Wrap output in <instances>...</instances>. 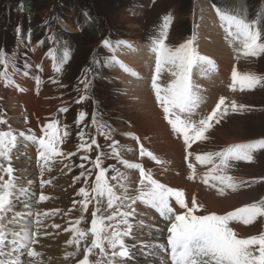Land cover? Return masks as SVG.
<instances>
[{
	"label": "rangeland",
	"instance_id": "1",
	"mask_svg": "<svg viewBox=\"0 0 264 264\" xmlns=\"http://www.w3.org/2000/svg\"><path fill=\"white\" fill-rule=\"evenodd\" d=\"M24 1L0 0V51H4L8 57L7 71L14 81L13 84H6L0 80V118L7 121L6 124H0V131H7L10 127L17 135L16 147L11 153V164L15 169L13 176L20 182L19 189H26L25 194L29 193L32 197L21 200H15V198L12 202L16 205L5 214L3 224L10 235L12 232L21 231V228L28 224V221L24 219H17L18 210L32 208L36 214L40 213L41 215L36 218L41 220V224L37 225L35 221L31 224L30 230L33 233H39L36 236L38 243L33 247L42 253L40 259L43 264L58 262L56 256L52 255L53 252L49 251L57 250L56 244L61 241L72 239L75 233L69 229L76 227L90 229L92 213L98 206L99 214L104 216L114 211L127 212L134 209V215L129 217V222L132 224V236L140 233L141 227L134 230V227L138 228L140 223L145 228L142 230L144 233L147 228H152V225L161 222L159 213L142 202L132 204L129 208L131 200H124L118 202L115 208L108 209L107 198L103 197L100 198L101 203L97 205L96 199L93 198L96 193L92 189L99 172V169L94 167V161L98 156L103 162L101 166L106 169L109 183L116 186L115 190L118 194H122V190L118 187L117 181L111 179L116 175L114 168L129 177L127 181L129 196H135L139 188V171L127 169L120 162L123 159L142 164L146 170L151 171L155 179L167 186L183 188L182 190L187 191L186 198L189 205L192 197L203 205V209L197 214H208L206 211L210 212L209 202L217 204L216 198L225 201L222 203L224 204L222 209L218 208L216 212L218 215H224L227 209L234 211L236 207L241 208L264 200V150L255 153L254 162L231 163L227 174L245 183L236 191L227 189L223 195L218 191L217 181L209 179V183H203L201 187L205 174L213 165L200 164L195 160L196 154L219 152L231 145L230 143H247L264 139V85L245 91H233L231 88V76L234 69L241 73L252 72L264 76V54L257 57L241 55L238 58L239 44L227 37L216 12L217 7L233 10L243 7L247 11L248 19H256L258 13L264 12V0H216L217 2L212 0H31L30 3L23 4ZM168 14L173 16V20L165 43L175 48L195 34L194 46L199 53L215 62V69L208 65L194 68L195 72L192 75L197 77L195 84L199 86L202 97L201 106H206L202 115L196 113V118L192 119L198 121L209 115L221 97L226 98V104L235 100L238 104L247 106L244 111L229 112L219 124H214L206 133L208 137L206 140L196 141L191 148L187 149L184 144L182 158L172 156V151L167 150L163 138L158 136L159 141L155 140L158 127L160 135L164 134L165 138L168 137V133L169 135L171 133L168 128L165 131V126L162 125V122L168 123V120L162 119L161 114L163 116L165 114L152 88V79L155 75L153 62L155 63L156 57L150 51L151 38L159 34L163 18ZM18 28L19 32H17ZM262 31H264V24H262ZM105 39L113 43L126 41L134 47L132 49L125 47L127 50H124L122 46L113 53L103 45ZM137 47L142 49L136 54L137 56L132 57H137L138 60L147 53L150 55V64L147 67L150 65L151 68L148 74L143 65L140 67L144 69L140 72L147 74L146 76L140 74L138 70H136L139 72L138 75H132L119 66L108 63L112 55L118 58L117 54H122L125 57L130 50L131 56L133 49ZM50 50H55L58 60L65 50L69 52V59L60 73L55 71L57 61H53L47 55ZM45 57L49 60L46 63ZM47 64L50 65L46 66ZM4 70V67L0 66V72ZM133 71L136 73L135 70ZM25 72L27 75H24ZM162 76L163 79L160 82L162 86L173 79L166 70L162 72ZM36 77L40 78L39 85L36 83ZM132 77L139 79L136 89L130 84L129 79ZM25 78L30 81H26ZM20 79L30 85L28 93L33 94V98H30L34 101L32 107L20 100L21 95L25 94L21 93L18 86ZM85 84H89L87 89ZM22 89L27 90V86L26 89L25 87ZM208 96L211 98L208 99ZM81 97L87 98L81 100ZM30 99L29 102H31ZM40 101L45 103L42 110L38 109ZM146 104L152 107L147 108ZM34 106L39 117L45 119L46 115L49 123L58 120L60 127L63 129L66 126L68 132L67 136H63V143L60 145L64 155L53 157L48 166H44L33 141L26 139L33 134L38 138L44 134L36 124ZM62 108H67L68 111H60ZM81 112L86 113L83 121H80ZM94 120L97 123H93ZM20 133H24L25 136H19ZM81 133L84 134L83 140ZM139 135L141 140L133 139V136L139 137ZM172 135L175 139L176 134ZM149 137L151 144H147ZM93 140L96 144L92 145L91 151H85L79 147L81 143L91 144ZM113 141L119 142V158L113 155L110 147ZM141 141L149 145L147 147L149 151L153 152V147H157L155 150L170 158L157 155L163 161L162 164H158L147 156L141 157L139 154L140 144H143ZM36 145L39 144L36 143ZM188 152L194 155L188 157ZM101 153L104 155L101 156ZM84 156L88 159H83ZM27 160L31 162L30 167L34 166L36 169V171L31 169V173L37 175L35 184L32 181L28 182L31 177L28 178V174L20 168ZM189 163L196 165L194 179H189L192 174V170L188 167ZM0 164L7 167L8 161L0 158ZM0 176H3L5 180L9 179L2 171ZM42 180L51 183L42 184ZM214 183L218 187H212ZM81 188L86 189L90 194L91 202L86 212L82 210L81 202L84 197L80 194ZM41 194L49 199L41 201L39 199ZM225 207L228 208L225 209ZM44 213L49 215L45 216ZM81 217L83 221L77 224ZM120 219L121 217L117 214L116 220L106 223L114 227ZM58 222L61 224H57ZM42 224L45 228H41ZM53 225H59V227ZM235 225L246 235L249 234L248 237L264 233V217L258 218L253 224L245 227L242 223H232L230 226L236 231ZM124 227L123 224L120 225L121 229ZM167 235L168 233L162 234V239H165ZM246 235L242 238H247ZM65 236L68 238L66 239ZM92 239L93 237L89 234L82 240L79 254L68 257L64 264H77L84 254V248L91 245ZM135 239L140 241L137 249L141 250L133 255L113 258L110 254L111 249H108V255L94 249L91 259L100 260L102 264H107L108 260H113V264H136L131 259L132 256L136 255L139 260H143L144 258H140V255L146 257L147 250L143 245L151 238L144 236V238L135 237ZM127 243L129 249L133 248L128 241ZM105 247L107 248V245ZM15 248L16 251L12 252L13 248H5V252H11V255H7L4 260L11 257L21 260L22 264H34V258L27 255L26 249ZM76 249V245H73L68 252L65 251V256L66 253L76 252Z\"/></svg>",
	"mask_w": 264,
	"mask_h": 264
},
{
	"label": "snow or ice",
	"instance_id": "2",
	"mask_svg": "<svg viewBox=\"0 0 264 264\" xmlns=\"http://www.w3.org/2000/svg\"><path fill=\"white\" fill-rule=\"evenodd\" d=\"M217 15L224 27L227 37H230L234 43H238L237 56L257 57L264 54V12L257 14L256 19H248L247 11L241 7L239 10L230 8H216ZM173 20L171 14L163 18V25L157 36L151 38L150 51L155 54V75L152 79V88L155 91V97L160 107L163 109L165 118L171 125L173 131L178 135H182L186 148H191L196 141L206 140V133L214 126L219 124L229 112H240L247 109L246 105L238 104L232 100L226 104V98L221 97L216 104L215 109L207 116L200 118L198 121L192 119L196 114V110L202 103V97L199 92V86L192 79L193 69L204 65L211 66L215 69V62L209 57L202 56L195 45L196 36L185 43L173 48L165 43L167 39L168 29ZM20 29H17L19 32ZM41 43H43L41 41ZM103 45L115 53L120 47L132 49L134 46L126 41H117L113 43L109 39L103 41ZM53 61H57L55 71L62 72L64 64L69 59V52L64 51L63 56L58 60L55 50H50L47 54ZM109 64L119 66L123 71L129 72L132 75H138L116 55H112ZM9 60L4 51H0V66L4 67V71L0 72V80L6 84H13L11 76L7 69ZM168 71L173 79L170 83L162 86L159 83L163 71ZM27 75V72L24 73ZM231 88L233 91L252 90L258 85H264V76H259L252 72H239L233 70L231 76ZM54 83L57 81H53ZM84 81H82L83 83ZM36 83H41L40 78L36 77ZM89 84H85L87 89ZM24 91V89H20ZM87 97H81V100ZM79 102V101H78ZM60 111L67 112V108H62ZM86 113H80V121H83ZM183 117V118H182ZM7 121L0 118V124H6ZM97 123V121H93ZM43 136L36 137L34 134L27 136L26 139L37 142L41 149L39 155L44 162V166H48L49 161L53 157L64 155L60 150V145L63 143V136H67L66 126L62 129L60 122L54 120L43 129ZM19 136L24 137V133ZM84 134L81 133L83 140ZM110 138V136H109ZM133 139L139 140V137L133 136ZM17 135L10 129L0 131V158L8 161L7 167L0 164V171L4 172L9 179L5 180L0 176V257L11 255V252H4V245L9 235L5 231L3 220L5 214L11 210L12 197L16 188L15 178L13 173L15 169L12 167L11 153L16 147ZM96 144L93 140L91 144L81 143L80 148L85 151H91L92 145ZM118 141H113L110 145L113 155L120 157ZM99 147V145H97ZM264 150V139L254 140L247 143L231 144L219 152H208L204 154H196L195 160L200 164H211L213 167L205 174L203 182L209 183V179L217 181V184H212V187H218L221 195L225 194L227 189L236 191L244 181L237 180L235 177L228 175L227 170L231 167L232 162H254L255 153ZM139 154L141 157L147 156L162 164L163 161L153 152L149 151L140 144ZM72 155V154H68ZM104 154L101 153V156ZM194 154L188 152L187 156L192 157ZM88 159L87 156L82 157ZM120 162L127 169H136L139 171V188L135 196H129V188L127 181L129 177L118 169H113L116 172L112 176V180H116L118 187L122 190V194H118L116 186L109 183V178L106 174V169L102 167L100 156L94 161V167L99 169L95 177V186L92 189L96 193L93 197L96 199L97 205L101 203L103 197L107 198V208L113 209L118 202L131 200L128 205L131 208L132 204L142 202L146 206L156 210L159 215L169 222L167 227V247L164 249L169 253L171 264H264V233L254 235L247 238H242L231 227L232 223H242L243 225H251L258 218L264 217V200L245 205L237 208L234 211L224 215L216 213L197 214L203 205L197 202L195 197H192L190 205L186 198L185 192L182 189L169 187L153 177L151 171L146 170L140 163H132L121 159ZM83 167V165H81ZM188 167L192 170L189 179H194L196 174V165L189 163ZM83 175V173L81 174ZM79 179V178H77ZM123 181V182H121ZM255 182V181H253ZM42 184L51 183L50 181H41ZM21 192L26 189L21 188ZM80 194L84 197L82 210L87 211L88 205L91 202L89 192L81 188ZM39 199L45 201L49 197L41 194ZM173 204L178 205L182 211H177ZM58 211V210H57ZM135 210L131 211H114L110 215H100V207L92 213L91 227L88 230L76 227L69 229L75 234L72 239L68 240L69 245H76L77 252H69L68 257L79 254L81 241L89 234L93 237L91 245L84 248V254L78 264H102L100 260L91 259L93 250L98 249L101 254L108 255V249H111V257H128L129 246L125 242L126 237L132 235V224L129 222V217L134 215ZM117 214L121 217L118 223L113 227L106 223L107 221L116 220ZM41 214L37 213L39 217ZM47 216L49 213H44ZM83 221V217L77 221V224ZM36 224H40V220H36ZM123 224L125 227L120 228ZM59 227V225H54ZM39 233H33L27 226L19 232H12L13 239L11 245L18 246L20 249H26L27 255L34 258V264H43L40 259L42 253L38 252L33 245L38 243L36 236ZM107 245V248L105 247ZM146 248L160 247L159 245L145 244ZM12 251H16L14 247ZM23 254V253H21ZM0 264H22L19 259H0ZM107 264H113V260H108Z\"/></svg>",
	"mask_w": 264,
	"mask_h": 264
},
{
	"label": "bare ground",
	"instance_id": "3",
	"mask_svg": "<svg viewBox=\"0 0 264 264\" xmlns=\"http://www.w3.org/2000/svg\"><path fill=\"white\" fill-rule=\"evenodd\" d=\"M123 49L124 50H127L125 47H123ZM141 49H142V47H137V48H134L133 49V52L131 53V56H130V50H128L127 51V55L125 56V57H123V55L122 54H117L118 55V59L119 60H122L123 62H125L127 65H129L128 67L130 68V69H132V70H138L139 72L142 70V71H144V69H145V71L147 72V74H148V70H149V68H151L150 67V65L147 67V65L148 64H150L149 63V57H150V55L147 53V54H145V55H143V56H141V58L139 57V59L137 60L136 58L137 57H132V56H137L136 54L137 53H140V51H141ZM153 55V54H152ZM207 55V54H206ZM47 61H49V60H47V58L45 57L44 58V62L46 63ZM156 61V60H155ZM155 63L153 62V65H154ZM50 64H47L46 66H49ZM143 65V67H144V69H142V68H140L141 66ZM47 71H48V69H47ZM138 71H136V73L137 74H139V72ZM193 72H195V70L193 69ZM142 73V75L143 76H146L147 74H145V73H143V72H140V74ZM150 74V73H149ZM151 75V74H150ZM162 75V74H161ZM195 78H197L196 77V75H192V79H193V81H194V83H195ZM24 79V78H23ZM26 79V78H25ZM162 79H163V76L160 78V80H159V83L162 81ZM27 80H29V79H26V81ZM130 80V84H131V86H133V88L134 89H136L137 88V86L138 85H136L137 83H138V81H139V79H137V78H135V77H132V78H130L129 79ZM26 81H22L21 79H20V83L18 82V86L20 87V89L22 88V87H25V89H26V86H27V90H25V91H21V93L23 94V93H25L24 94V96L23 95H21V97H20V100L21 101H23L24 103H28L27 105H29V106H33V104H32V102H34L33 100H31L32 98H33V94L32 95H30L29 93H28V91H29V88H30V85L29 84H26ZM30 81V80H29ZM141 81V80H140ZM20 84H21V86H20ZM31 84V83H30ZM161 84V83H160ZM207 86H208V84H207ZM31 87H32V85H31ZM204 87H206V86H204ZM148 88H149V86H148ZM201 88V87H200ZM210 89V88H209ZM13 92V91H12ZM28 93V95L27 96H25L26 94ZM152 96V95H151ZM204 98H206V94H204ZM32 97V98H31ZM153 97V96H152ZM31 98V99H30ZM154 98V97H153ZM209 98H211V97H209L208 96V99ZM29 99L31 100V102H29ZM155 99V98H154ZM153 99V100H154ZM205 101H206V103H208V101L206 100V99H204ZM203 100V101H204ZM44 102L43 101H40L39 102V104H38V109H40V110H42V109H44ZM155 104V103H154ZM215 104V103H214ZM214 104L212 105L213 107H214ZM148 106L149 107H152V106H150V105H148V104H146V107L148 108ZM206 106V105H205ZM205 106L203 107V106H201V104H200V107L196 110V113H200L201 115L205 112ZM33 109H34V111H35V106L33 107ZM212 110H213V108H212ZM36 112H37V110L35 111V114H36ZM41 113H45V111H40ZM161 117H162V119H164V120H167L166 118H165V116H163L162 114H161ZM36 118H37V122H36V124H37V126H38V128L43 132V129L44 128H46V126L49 124V120H47V116L45 115V119L44 118H41V117H39L37 114H36ZM193 119L194 118H196V116L194 115L193 117H192ZM163 121V120H162ZM167 122V121H166ZM166 124H168V125H166ZM162 125L163 126H165V131H166V128H168V130L171 132L170 133V135H169V133H168V137H164L163 135L161 136L160 135V128L158 127V128H156V134H155V140L156 141H159L157 138H158V136H160L161 138H163V141L165 142V145H166V147L168 148L167 150H169V151H172V156L173 157H175V158H182L183 157V155H184V152H183V150L185 149V147H184V141H183V137H182V135H178L177 133H175V132H172L173 131V129H172V127H171V125L169 124V123H165V122H162ZM163 128H161V130H162ZM172 130V131H171ZM172 134H176V136H175V139H174V137H173V135ZM139 137H140V135H139ZM140 140H141V137L139 138ZM149 140H150V137L147 139V144H151L150 142H149ZM142 143H143V141H141ZM36 143L37 142H33V145H35L34 147H35V149L38 151V152H40L41 151V149H40V147H39V145L37 146L36 145ZM147 144H144L143 143V145H144V147L146 148V149H148L147 147L149 146V145H147ZM161 144H162V142H161ZM160 144V145H161ZM230 144H234V143H230ZM155 148H157V147H153V152H154V154L157 156V155H159V156H161V157H165V158H170V157H168L167 155H165V154H161V153H159L157 150H155ZM187 149V148H186ZM148 150H150V149H148ZM152 151V150H151ZM164 151V150H163ZM165 155V156H164ZM149 161V160H148ZM147 161V162H148ZM25 164V165H24ZM24 164H23V166H21L20 168H22L21 170L24 172V173H26V174H28V178H30L29 179V181L28 182H30L31 183V181L35 184V182L37 181L36 180V178H37V175L36 174H32L31 173V171L32 170H35L36 171V169L34 168V166H32V167H30V165H31V162H30V160H27V161H25L24 162ZM33 164V163H32ZM24 167H26L25 168V170H23V168ZM32 169V170H31ZM15 183H16V188L13 190L14 191V195H13V197H12V201L15 199V200H21V199H31V197H32V195H30L29 193H27V194H25V192H21L20 191V189H19V185H20V182L19 181H17V180H15ZM204 182H203V180H202V182H201V187H202V184H203ZM176 189H178V188H176ZM181 189H183V188H181ZM185 192V195H187L186 194V192L187 191H184ZM192 196V195H191ZM191 196L189 197V196H187L189 199L191 198ZM18 198V199H17ZM209 202V201H208ZM216 202H217V204H213V202L212 201H210L209 202V205H208V209H209V211L210 212H208V211H206V213H216L219 209H222V206H224V204H222L223 202H225V201H221L220 199L218 200V198H216ZM16 204H15V202H12V205H11V208H12V206H15ZM176 206V210H178V211H182L181 209H179V206L178 205H175ZM219 208V209H218ZM226 208H228V207H225V209ZM236 208H238V207H236ZM224 209V210H225ZM229 211H231V210H229V209H227L225 212L227 213V212H229ZM18 214L19 215H16L17 216V219H24V220H26V221H28V224H26L25 226H27L29 229H31V224H33L38 218H36V213H35V210L34 209H32V208H29V209H26V210H18ZM21 213L23 214V215H21ZM226 213H224V214H226ZM61 215V214H60ZM43 217H45V216H43ZM60 217V216H59ZM159 217H160V219H161V222L159 223V224H155V225H152V228H147V230H146V232H144V233H142V230H145V228L143 227V225L140 223V225L138 224V228L137 227H134V230H138L139 229V227H141V230H140V233H136L134 236H130V237H128L126 240L129 242V245L130 246H133V248H131V249H129V256L130 255H133V254H135V253H137L139 250H141V249H137V247H138V245H140L139 243H140V241H138V240H136L135 239V237H140V238H144V236H148V237H150L151 239L150 240H146L145 241V243L147 244V243H149V244H151V245H159L160 247H151V248H147V250H146V257H144V255L143 256H141L140 255V258H144L143 260H139L137 257H136V255H134V256H132V260L134 261V262H136V264H171V261H170V256H169V253L168 252H166L164 249L167 247V237H165V239H162V234H164V233H167V227H168V225H169V222L168 221H166V220H164L160 215H159ZM62 218H64V217H62ZM45 219V218H44ZM61 220V219H60ZM18 222V221H17ZM40 222H41V220H40ZM235 223V222H234ZM41 224V223H40ZM57 224H61L60 222H58ZM11 226H13L14 227V225H11ZM47 226V225H46ZM54 226V225H53ZM74 226V225H73ZM236 227H237V232L240 234V236L241 237H243V235H246L244 232H243V230L241 231L239 228H238V226L237 225H235ZM234 226V227H235ZM245 226H247V225H243V227H245ZM248 226H250V225H248ZM5 228H7V227H5ZM41 228H45V225L43 226V224H42V227ZM23 228H21V230H22ZM250 229V228H249ZM5 231L7 232V229H5ZM10 233V232H9ZM71 235V234H70ZM144 235V236H143ZM9 236V238H7L6 239V241H5V245H4V252H5V248H7V249H12V248H14V247H18V246H13V245H11V243H10V241L13 239V237L11 236V234L10 235H8ZM247 237L249 236V234L248 235H246ZM66 237V239L68 238V236H65ZM71 237V236H70ZM130 239H132V240H130ZM127 241H126V244H128L127 243ZM56 245H58V249L57 250H53V251H49V252H53L52 253V255L53 256H56V258H57V263L56 264H64L65 263V251L66 252H68V249H70V248H72V246L73 245H69L68 243H67V240L66 241H61L60 243H58V244H56ZM70 247V248H69ZM74 248V247H73ZM146 248V247H145ZM18 251H20L19 249H17ZM60 251H61V253H60ZM11 252H12V250H11ZM76 252H77V249H76ZM6 253V252H5ZM67 254V253H66ZM14 255V254H13ZM7 255H5L4 257H0V259H4L5 257H6ZM61 256V257H60ZM9 259H12L11 257L9 258ZM8 259V260H9ZM81 259V258H80Z\"/></svg>",
	"mask_w": 264,
	"mask_h": 264
},
{
	"label": "trees",
	"instance_id": "4",
	"mask_svg": "<svg viewBox=\"0 0 264 264\" xmlns=\"http://www.w3.org/2000/svg\"><path fill=\"white\" fill-rule=\"evenodd\" d=\"M30 1H31V0H25L23 4H28V3H30ZM212 1H213V2H217L216 0H212ZM215 5H217V4H215ZM37 35H39V34H37ZM35 36H36V35H35ZM62 53H63V52H62Z\"/></svg>",
	"mask_w": 264,
	"mask_h": 264
},
{
	"label": "crops",
	"instance_id": "5",
	"mask_svg": "<svg viewBox=\"0 0 264 264\" xmlns=\"http://www.w3.org/2000/svg\"><path fill=\"white\" fill-rule=\"evenodd\" d=\"M28 104V103H27Z\"/></svg>",
	"mask_w": 264,
	"mask_h": 264
},
{
	"label": "water",
	"instance_id": "6",
	"mask_svg": "<svg viewBox=\"0 0 264 264\" xmlns=\"http://www.w3.org/2000/svg\"><path fill=\"white\" fill-rule=\"evenodd\" d=\"M78 264V263H77Z\"/></svg>",
	"mask_w": 264,
	"mask_h": 264
}]
</instances>
